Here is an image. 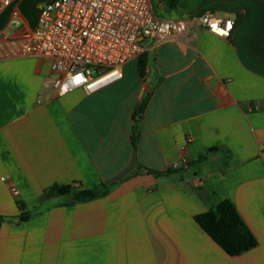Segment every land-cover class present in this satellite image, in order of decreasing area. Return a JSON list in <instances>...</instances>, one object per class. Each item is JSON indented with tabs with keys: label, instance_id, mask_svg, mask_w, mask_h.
Wrapping results in <instances>:
<instances>
[{
	"label": "crops",
	"instance_id": "crops-1",
	"mask_svg": "<svg viewBox=\"0 0 264 264\" xmlns=\"http://www.w3.org/2000/svg\"><path fill=\"white\" fill-rule=\"evenodd\" d=\"M25 1L0 17V35L14 10L22 23L0 38V264H264V0H150L161 20L213 11L236 25L151 36L143 76L133 59L121 81L62 97L50 62L12 37L37 25ZM53 186L107 194L43 202ZM225 199L258 241L239 256L195 220Z\"/></svg>",
	"mask_w": 264,
	"mask_h": 264
},
{
	"label": "built area",
	"instance_id": "built-area-1",
	"mask_svg": "<svg viewBox=\"0 0 264 264\" xmlns=\"http://www.w3.org/2000/svg\"><path fill=\"white\" fill-rule=\"evenodd\" d=\"M18 1L0 0V17ZM39 10L36 27L22 38L12 37L20 40L24 54L50 62L49 87L58 97L79 88L93 94L121 81L126 63L145 54L143 42L151 36L177 39L198 23L216 36L230 38L236 25L231 15L213 11L161 20L150 0H46ZM17 14L14 10L13 16Z\"/></svg>",
	"mask_w": 264,
	"mask_h": 264
},
{
	"label": "trees",
	"instance_id": "trees-1",
	"mask_svg": "<svg viewBox=\"0 0 264 264\" xmlns=\"http://www.w3.org/2000/svg\"><path fill=\"white\" fill-rule=\"evenodd\" d=\"M147 60L145 54L138 59V72L141 76L145 74ZM142 108V107H141ZM155 175L176 173V169L165 172L149 170ZM107 194V190L98 193L91 190L80 189L74 186H53L45 190L42 201H50L58 196L70 198V204L83 203L96 200ZM201 196L203 195L200 193ZM20 210H24V204L19 202ZM31 214L23 212L20 221H27ZM201 228L229 255L239 256L256 248L258 241L255 235L246 225L236 206L232 201L225 199L214 204L210 209L195 218ZM5 218L0 216V222Z\"/></svg>",
	"mask_w": 264,
	"mask_h": 264
},
{
	"label": "rangeland",
	"instance_id": "rangeland-1",
	"mask_svg": "<svg viewBox=\"0 0 264 264\" xmlns=\"http://www.w3.org/2000/svg\"><path fill=\"white\" fill-rule=\"evenodd\" d=\"M45 3H46V0H26L25 1V3L22 5L23 6L22 10L30 22H33L36 19L38 20L39 13H40L39 9L42 5H45ZM13 18L14 19L20 18L19 12L17 16H13Z\"/></svg>",
	"mask_w": 264,
	"mask_h": 264
},
{
	"label": "water",
	"instance_id": "water-1",
	"mask_svg": "<svg viewBox=\"0 0 264 264\" xmlns=\"http://www.w3.org/2000/svg\"><path fill=\"white\" fill-rule=\"evenodd\" d=\"M20 25H21V20L18 18L15 19L10 25L9 29L0 35V38H4L6 36L11 35L14 32V30L19 28Z\"/></svg>",
	"mask_w": 264,
	"mask_h": 264
}]
</instances>
